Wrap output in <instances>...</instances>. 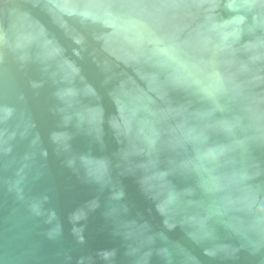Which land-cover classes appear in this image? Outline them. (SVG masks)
Instances as JSON below:
<instances>
[{
    "label": "water",
    "instance_id": "1",
    "mask_svg": "<svg viewBox=\"0 0 264 264\" xmlns=\"http://www.w3.org/2000/svg\"><path fill=\"white\" fill-rule=\"evenodd\" d=\"M0 264H264V0H0Z\"/></svg>",
    "mask_w": 264,
    "mask_h": 264
}]
</instances>
